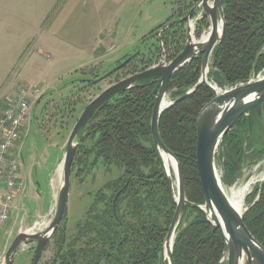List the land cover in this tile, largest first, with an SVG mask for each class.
<instances>
[{
    "label": "trees",
    "instance_id": "16d2710c",
    "mask_svg": "<svg viewBox=\"0 0 264 264\" xmlns=\"http://www.w3.org/2000/svg\"><path fill=\"white\" fill-rule=\"evenodd\" d=\"M189 5L179 8L176 16H183H179L183 10L188 13L192 8ZM222 7L223 38L212 52L207 78L218 88L227 89L264 71V0H222ZM171 27L164 44L173 59L182 51L185 29L181 23ZM129 56L118 60L117 65ZM131 62L129 74L137 73L138 65ZM200 74L201 59L180 68L168 82L169 98L175 101L183 96ZM155 80L138 81L130 90L111 98L79 132L76 153L80 155L78 165L83 168L80 171L87 175L84 177L94 181L101 168L107 172L117 169L120 174L95 193H88L92 201L72 232L65 224L57 228L51 237L54 252L47 264H161L176 204L150 134ZM214 97V90L202 84L159 119L161 139L181 166L186 198L199 205L204 204V198L195 163L196 121ZM263 129L264 117L259 118L253 111L250 130L248 118L243 116L226 134L217 157L223 186H232L247 163L263 160ZM84 140L91 142L89 147ZM247 205L244 224L264 249V182L254 187ZM223 250L219 231H212L201 211L187 206L174 240V264H220Z\"/></svg>",
    "mask_w": 264,
    "mask_h": 264
},
{
    "label": "rangeland",
    "instance_id": "374dc122",
    "mask_svg": "<svg viewBox=\"0 0 264 264\" xmlns=\"http://www.w3.org/2000/svg\"><path fill=\"white\" fill-rule=\"evenodd\" d=\"M188 2L191 3L189 5L191 7L197 3L193 4L191 0H70L68 4L67 0H0V15L5 19V22L1 20L0 28H5L4 24H6L7 31L6 38L1 39L0 43V99L5 97L8 88L4 108L9 99H12V96L15 97L18 90L15 88L14 95L9 93L13 84H23L22 86L28 89L39 88L34 94L27 90L25 97L27 105H30V116L26 123L23 122L14 148L6 155V158L12 156L20 158L19 176L21 179L19 182L22 188L24 187V191L21 189L20 194H17L11 201L9 219L0 225V264H5L4 255L18 232H39L46 229L47 224L52 221L61 184L64 148L84 107L107 87L130 75L131 70L128 64L113 74L109 73L118 66V60L133 55L138 49L141 55L131 62L135 66L138 65V72L165 61L167 64L172 60L165 48L164 38L167 37V31L173 25L165 30L163 27L173 20L186 16L187 12L184 10L179 15H183L181 17L176 16V13ZM52 3L55 5L54 8L50 7ZM66 12L70 13L71 19L66 18L64 25L62 19L66 16ZM200 14V10H196L190 17L189 24L194 26L192 39L206 37V32L209 30L207 19L196 21ZM55 15L57 18L55 39L57 40L53 50H50L43 46L41 39L48 32L45 29L46 24ZM95 15L100 18L97 20L98 29L101 31L103 29L101 37L96 40L99 49L97 55L101 58L79 66L80 60L76 59L74 53L79 47L78 41L80 44L83 43L82 47L87 46L86 55L92 57L89 47L92 44L95 45L96 38L87 36L84 42H81V38L77 37L73 31L70 41L75 42L76 40L77 48L75 44L71 45L70 56L72 58H69L67 54L69 51L65 44L69 38L67 34L65 35V26L69 21L76 20L72 23L73 28H76V24L79 23L78 27L81 24L84 29V21L87 19L88 35H93L95 24L92 18ZM181 24L184 25L186 35V25ZM152 32V36L146 39ZM156 32H160L159 36ZM208 82L214 85L211 81L208 80ZM46 87L48 90L43 92L47 89ZM167 101L172 102L168 89ZM87 130L86 128L81 136H84ZM78 142L77 137V147ZM84 144L89 147L91 142L84 140ZM79 156V153L75 152L70 174L67 211L59 224V226L65 224L70 232L74 230L77 221L84 217L92 201L88 193H95L105 182L120 174L117 169L107 172L101 168L96 171L94 181L85 178L86 173L81 172V167L78 165ZM216 163L217 170L221 174L218 159ZM169 171L176 194L172 166ZM259 176L262 177L259 178ZM252 178L256 181L243 198V213L249 207L247 198L254 187L264 182V155L262 161L255 164L247 163L240 178L232 186H223L228 200L233 199L240 194L244 185ZM257 199L258 197L254 199V202ZM34 248L33 242L20 244L14 252L13 264H31ZM53 250L54 246L50 238L38 264H47L52 259Z\"/></svg>",
    "mask_w": 264,
    "mask_h": 264
},
{
    "label": "water",
    "instance_id": "95a60500",
    "mask_svg": "<svg viewBox=\"0 0 264 264\" xmlns=\"http://www.w3.org/2000/svg\"><path fill=\"white\" fill-rule=\"evenodd\" d=\"M196 10H200L201 13V17L198 16L196 21L208 20L209 30L206 32L208 38L205 43L201 42L203 36L195 39L193 43L191 40V34L194 33L189 23L191 21L190 17ZM177 22L185 23L186 35L184 47L175 58L167 64L165 63L166 61L156 64L117 81L103 90L84 107L68 136L64 148L61 163V184L57 193L56 209L52 221L47 224L46 229L39 232H18L4 255L5 264H13L15 250L20 244L25 242H33L35 244L31 264H38L43 249L57 230L67 211L71 167L77 149L76 138L79 132L103 104L116 95L130 90L138 81L152 77L156 78L154 82L156 83L157 92L151 114L150 134L153 144L163 161L172 190L173 179L168 167L165 165L164 155L171 157L175 163L176 170L174 173L176 194L173 190L176 208L164 239L161 264H174L173 243L175 234L187 206L201 211L210 222L212 231H219L224 242L220 264L224 262L226 264H264V249L244 224L242 219L243 212H237L229 203L228 197L224 193L216 163L224 137L232 130L241 117L245 116L248 118L249 130L251 129V114L253 111L257 113L259 118L264 117V75H262L263 73L259 74L227 89H220L215 84L211 85L208 82L207 74L209 72L210 58L214 48L221 42L224 33L225 20L222 0H199L186 16L173 20L170 24L164 26L163 29L165 30ZM159 33L156 32V35L159 36ZM139 54L140 49L120 63L109 74L122 69L138 57ZM196 59H201V74L197 83L175 101H167L168 82L171 76L180 68ZM202 84H207L214 90L215 97L201 109L196 121L195 163L204 198V204L199 205L189 202L186 198L181 166L175 155L164 145L161 139L159 119L165 110L193 94ZM115 200L116 198L113 201V206ZM168 247L169 252L166 254L165 250Z\"/></svg>",
    "mask_w": 264,
    "mask_h": 264
},
{
    "label": "built area",
    "instance_id": "2783aa9c",
    "mask_svg": "<svg viewBox=\"0 0 264 264\" xmlns=\"http://www.w3.org/2000/svg\"><path fill=\"white\" fill-rule=\"evenodd\" d=\"M194 26H192V29ZM27 90L34 94L37 89L20 87L14 98L10 99L0 116V225L6 223L11 211V201L20 191H24L19 180L20 158H6L19 139L23 122L29 119L30 105L26 103Z\"/></svg>",
    "mask_w": 264,
    "mask_h": 264
},
{
    "label": "crops",
    "instance_id": "0c3cea01",
    "mask_svg": "<svg viewBox=\"0 0 264 264\" xmlns=\"http://www.w3.org/2000/svg\"><path fill=\"white\" fill-rule=\"evenodd\" d=\"M69 3L68 4H70V0H67ZM54 2V1H53ZM54 6L55 5H53V3H52V5L50 6V7H52V8H54ZM66 11V10H65ZM64 11V12H65ZM96 13V12H95ZM66 16L62 19V21L64 22V25H65V22L67 21L66 20V18H69V20L71 19V15H70V13H68V12H66V14H65ZM98 15V14H97ZM97 15H95V17H93L92 18V21H93V24H95L94 26H95V29H94V32H93V35L92 34H89L88 35V31H87V29H86V27L88 26V22H87V19L84 21V25H85V28L83 29L82 27H81V24H80V26L78 27V24L79 23H77L76 24V28H73V22H76V20H71V21H69L68 23H67V25L65 26V35L67 34V37L69 38L68 40H66L65 41V44L67 45L66 47H67V51H69V52H67V54H68V57L69 58H72V56H70V54L72 53V51H71V47L72 46H74V45H72V44H75L76 45V48H77V42H76V40H75V42L74 41H70V37H72V33H73V31L75 32V35L77 36V37H79V38H81V42H84V39H86V37L87 36H94V38H96L95 40H94V43H95V45L93 46V44L91 45V47H89V48H91V49H89V50H91V53H92V57H88L87 55H86V53L88 52V50H85V49H87V46H84V47H82V44L83 43H81L80 44V42L78 41V44H79V47H78V49L76 50L75 49V51H74V53H75V55H76V59H78V60H80V64H79V66H82V64H84V63H88V62H95V61H97L98 59H100L101 57H98V55H97V51L99 50L98 48H97V45H96V40H97V38H99V37H101V35H102V33H103V29H102V31H101V29H98V27H97V20L98 19H100ZM2 15H0V22H1V20H3V22H5V19H3L2 17H1ZM58 19H60V18H58ZM56 22H57V18H56V15L55 16H53L52 18H51V20H50V22L48 23V24H46V27H45V29H46V32L47 33H45L44 35H43V37H42V39H41V43L43 44V46H45L46 48H49L50 50H53V46L55 45V42H56V40L57 39H55V35H56V30H55V24H56ZM86 22H87V24H86ZM80 23H82V22H80ZM0 25H2L1 23H0ZM5 25V28H0V43H1V39L2 40H4V37L6 38V34H7V31H6V24H4ZM63 25V26H64ZM36 26H38L37 24H36ZM35 26V27H36ZM74 27H75V25H74ZM96 27H97V29H96ZM92 33V32H91ZM3 36V37H2ZM66 42H68V43H66ZM86 44V43H85ZM72 45V46H71ZM6 52V51H5ZM37 52H40V50H37ZM62 53V52H61ZM63 53H64V51H63ZM66 53V52H65ZM67 57V58H68ZM23 84H20V85H12V88L11 89H9L10 91H9V93L10 94H12V95H14V92H15V88H17V89H19L21 86H22ZM47 88V87H46ZM36 89H39V88H37L36 87ZM48 90V88L47 89H45V91H43V92H46ZM18 91V90H17ZM17 93V92H16ZM8 95V88H7V92H6V95H5V97L3 98V99H0V112L2 111V109L4 108V104L7 102V96ZM16 95V94H15ZM11 96V95H10ZM12 98H13V96H12ZM9 99V98H8ZM4 100V102H2ZM10 100V99H9Z\"/></svg>",
    "mask_w": 264,
    "mask_h": 264
},
{
    "label": "bare ground",
    "instance_id": "6f19581e",
    "mask_svg": "<svg viewBox=\"0 0 264 264\" xmlns=\"http://www.w3.org/2000/svg\"><path fill=\"white\" fill-rule=\"evenodd\" d=\"M207 38H208V34L206 35V37H204L202 40H201V42H206V40H207ZM191 40H192V43L193 42H195L194 41V39H192L191 38ZM164 161H165V165L168 167V169L172 166V168H173V170H174V173L176 172V170H175V163L172 161V159H171V157H169L168 155H164ZM262 176H259V178H261ZM255 179L254 178H252V179H250L249 180V182L248 183H246L245 185H244V187L242 188V190L240 191V194L236 197V198H233V199H229L228 201H229V203L233 206V208L237 211V212H239V213H241V212H243V198H244V196H245V194H246V192L248 191L249 192V188H250V186L252 185V184H255ZM225 193V192H224ZM169 252V247H168V249H166L165 250V253L167 254Z\"/></svg>",
    "mask_w": 264,
    "mask_h": 264
},
{
    "label": "flooded vegetation",
    "instance_id": "af4514ba",
    "mask_svg": "<svg viewBox=\"0 0 264 264\" xmlns=\"http://www.w3.org/2000/svg\"><path fill=\"white\" fill-rule=\"evenodd\" d=\"M199 17H201V16L199 15ZM204 20H205V19H204ZM199 21H200V20H199ZM201 21H202V20H201ZM193 39H195V38H193ZM134 74H135V73H134ZM130 75H132V74H130ZM130 75H129V76H130ZM127 77H128V76H127Z\"/></svg>",
    "mask_w": 264,
    "mask_h": 264
}]
</instances>
